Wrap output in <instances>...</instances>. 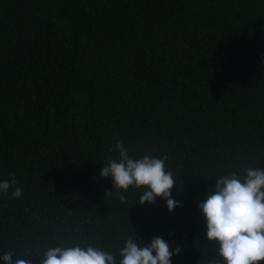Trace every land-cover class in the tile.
<instances>
[{"label":"trees","instance_id":"obj_1","mask_svg":"<svg viewBox=\"0 0 264 264\" xmlns=\"http://www.w3.org/2000/svg\"><path fill=\"white\" fill-rule=\"evenodd\" d=\"M118 141L167 157L182 206L120 201L100 175ZM248 167L264 169V0H0V181L23 190L0 193V264L85 242L119 260L136 233L213 264L198 205Z\"/></svg>","mask_w":264,"mask_h":264},{"label":"clouds","instance_id":"obj_2","mask_svg":"<svg viewBox=\"0 0 264 264\" xmlns=\"http://www.w3.org/2000/svg\"><path fill=\"white\" fill-rule=\"evenodd\" d=\"M119 160L111 159L104 164L100 175L111 177L114 190L121 202H126L122 192L129 188L143 189L139 203H155L157 198L165 199L169 211L182 206L173 198L176 178L168 170L167 157L158 158L149 154L135 159L121 142L116 143ZM241 179L235 171L216 177L217 182L207 193V198L199 203L206 220V237L218 246V259L213 264H264V169L248 167ZM11 180L0 181V193L7 195L11 190L13 199L20 198L23 190L13 187L17 184L14 174ZM135 237H128L119 249V257L101 247L85 243L73 246H54L47 248L42 255L41 264H172V257L179 255L181 249L174 251L162 237L156 236L151 243L140 245ZM13 251L2 255L6 264H31L27 259L13 260Z\"/></svg>","mask_w":264,"mask_h":264}]
</instances>
